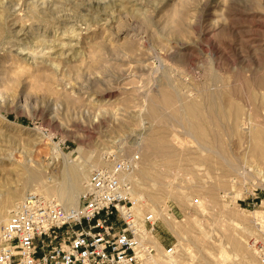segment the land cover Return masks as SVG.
<instances>
[{
  "label": "rangeland",
  "instance_id": "1",
  "mask_svg": "<svg viewBox=\"0 0 264 264\" xmlns=\"http://www.w3.org/2000/svg\"><path fill=\"white\" fill-rule=\"evenodd\" d=\"M108 153L179 259L261 264L264 0H0V205Z\"/></svg>",
  "mask_w": 264,
  "mask_h": 264
},
{
  "label": "built area",
  "instance_id": "2",
  "mask_svg": "<svg viewBox=\"0 0 264 264\" xmlns=\"http://www.w3.org/2000/svg\"><path fill=\"white\" fill-rule=\"evenodd\" d=\"M138 160L106 154L74 207L28 191L0 228V264H173L174 244L152 243L158 218L140 214L133 195ZM250 246L264 264V232Z\"/></svg>",
  "mask_w": 264,
  "mask_h": 264
},
{
  "label": "bare ground",
  "instance_id": "3",
  "mask_svg": "<svg viewBox=\"0 0 264 264\" xmlns=\"http://www.w3.org/2000/svg\"><path fill=\"white\" fill-rule=\"evenodd\" d=\"M22 49V48H20ZM144 95V94H143ZM191 108V107H190ZM191 113V112H190ZM213 120V119H212ZM211 121V120H210ZM209 121V122H210ZM245 124V123H244ZM191 125V124H190ZM211 126V125H210ZM190 129V128H189ZM189 133V132H188ZM197 133L199 134L198 137L201 136V131L197 130ZM263 135V134H262ZM200 138V139H201ZM204 138V136H203ZM258 138V134H256V137ZM136 139V138H135ZM146 139V138H145ZM142 140V139H141ZM144 141V140H142ZM141 141V142H142ZM146 141V140H145ZM140 142V141H139ZM134 143V142H133ZM144 143H142L143 145ZM145 146L142 148L144 149L145 155L146 156H151L152 153L157 152V150H154V148H150L148 145L144 144ZM140 146V145H139ZM135 147V146H134ZM255 150V149H254ZM141 151V150H140ZM94 152V151H92ZM257 153V152H256ZM90 156V155H89ZM92 156V155H91ZM90 156V157H91ZM154 156V155H152ZM86 158L87 160H89V158ZM85 159V161H86ZM71 162V161H70ZM84 163V162H83ZM76 165V164H75ZM92 166H94L93 164H89L88 161L85 162L84 164L81 165H76V166H70L66 171H65V175H64V182L63 184H59L61 186H59V189L57 188V191L54 193L55 197H57V201L59 200L60 203H63L64 207H74L78 204V200H79V190L81 188V186L84 184L83 181L87 175V169L89 170ZM90 171V170H89ZM38 171L33 170L30 171L25 178L23 179V187H19L18 189H12V191L9 193L8 198L5 200L4 204H1V208H0V223H2L5 220V216H6V212H8L9 207H14L17 204V200H19L21 198V196L23 195V188L25 187H32V183H34L35 181H37L38 179ZM244 173V172H243ZM158 175V174H157ZM87 180V179H86ZM39 181V179H38ZM53 183V182H52ZM86 183V182H85ZM22 186V185H21ZM34 186V184H33ZM84 186V185H83ZM42 187L44 188V190L48 193L50 191V189H48V186L46 184H42ZM170 188V187H169ZM27 189V188H26ZM25 189V190H26ZM37 189V188H36ZM56 190V188H55ZM54 190V191H55ZM171 190V189H170ZM169 190V191H170ZM133 192V195H135ZM165 193V192H164ZM135 199L139 200L142 204L143 201H141V195H135ZM58 201V202H59ZM150 201V200H149ZM19 203V202H18ZM66 205V206H65ZM145 206V205H144ZM16 207V206H15ZM8 210V211H7ZM150 211L155 215V216H159V218L161 217L162 221L167 224L169 227L171 226V213L166 212L164 210H158L156 208H154L153 206L151 207ZM173 218V217H172ZM7 219V218H6ZM258 221V220H257ZM5 223V222H4ZM3 223V224H4ZM2 224V225H3ZM256 226L258 228V230L263 231L264 232V222L263 220H259L256 223ZM172 227V226H171ZM1 228V227H0ZM240 228V227H239ZM241 229V228H240ZM245 232V231H244ZM149 239H151L152 243L157 247V248H161L162 244L155 238L152 236L149 237ZM263 239V238H262ZM262 241V240H260ZM232 242V241H231ZM225 245V244H224ZM184 246V245H183ZM222 248V247H221ZM254 251L257 253L256 248L254 247ZM184 254H187V248H184ZM185 256V255H184ZM258 256V253H257ZM181 257V256H180ZM183 258V259H182ZM185 257H181V259H179V257L176 255L173 256L172 258V263L173 264H186L185 263ZM259 258V257H258ZM246 264H249L248 262ZM262 264V263H261Z\"/></svg>",
  "mask_w": 264,
  "mask_h": 264
},
{
  "label": "crops",
  "instance_id": "4",
  "mask_svg": "<svg viewBox=\"0 0 264 264\" xmlns=\"http://www.w3.org/2000/svg\"><path fill=\"white\" fill-rule=\"evenodd\" d=\"M160 243L163 242V240L160 238V236L156 237Z\"/></svg>",
  "mask_w": 264,
  "mask_h": 264
}]
</instances>
